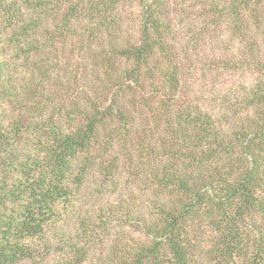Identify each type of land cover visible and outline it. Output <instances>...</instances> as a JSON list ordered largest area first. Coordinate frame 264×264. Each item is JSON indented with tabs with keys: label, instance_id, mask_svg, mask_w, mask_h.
I'll return each instance as SVG.
<instances>
[{
	"label": "trees",
	"instance_id": "obj_1",
	"mask_svg": "<svg viewBox=\"0 0 264 264\" xmlns=\"http://www.w3.org/2000/svg\"><path fill=\"white\" fill-rule=\"evenodd\" d=\"M0 264H264V0H0Z\"/></svg>",
	"mask_w": 264,
	"mask_h": 264
},
{
	"label": "rangeland",
	"instance_id": "obj_2",
	"mask_svg": "<svg viewBox=\"0 0 264 264\" xmlns=\"http://www.w3.org/2000/svg\"><path fill=\"white\" fill-rule=\"evenodd\" d=\"M137 191V189H134L133 187H124L119 189V193L117 195H113L111 198H107L108 203L113 205V201H122V200H126L130 194H134L135 196H137V198H139V194ZM96 198H92L89 202V204H87V206L84 207V210H87V212H89L90 214L92 213V211L94 209H96L98 206H100L102 204V201H99ZM126 224H119V222H115V225H112V229L109 231V233L107 234V239L105 241V244H107L108 242H113L114 240L122 243V239L123 237L131 236L133 235L131 233L132 229H128L126 227ZM124 242V241H123Z\"/></svg>",
	"mask_w": 264,
	"mask_h": 264
}]
</instances>
